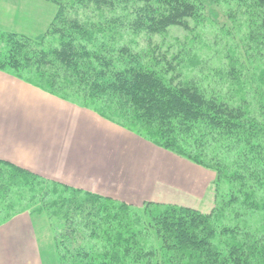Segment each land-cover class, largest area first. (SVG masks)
I'll list each match as a JSON object with an SVG mask.
<instances>
[{"label":"trees","instance_id":"trees-1","mask_svg":"<svg viewBox=\"0 0 264 264\" xmlns=\"http://www.w3.org/2000/svg\"><path fill=\"white\" fill-rule=\"evenodd\" d=\"M41 1L56 8L44 34L0 31V71L94 106L100 117L213 172L219 202L210 213L135 206L0 160V209H11L18 192L28 196L25 210L59 221L53 246L60 264H264V218L252 229L218 226L230 208L235 216L264 211V106L252 112L243 96L234 100L243 91L240 67L230 62L204 85L185 77L178 54L169 59L153 49L144 62L122 41L125 32L189 31L206 0ZM225 1L245 6L249 50L264 60V0Z\"/></svg>","mask_w":264,"mask_h":264},{"label":"rangeland","instance_id":"rangeland-1","mask_svg":"<svg viewBox=\"0 0 264 264\" xmlns=\"http://www.w3.org/2000/svg\"><path fill=\"white\" fill-rule=\"evenodd\" d=\"M214 2L215 3H212V1L206 0L200 4L197 18H195L196 20L193 19L188 21L190 25L189 31H185L179 27H170L166 32L160 35L150 36L144 33L135 36L130 32H125L122 41L129 44L135 53L140 54L144 58V62H146L145 57L148 58L149 52L153 49L154 55L167 52L169 59L172 55L178 54L182 63V73L185 77H191L197 81L201 80V83L204 85L211 83L213 76L218 71H226L230 62L235 63V65L241 69L243 91L234 95V100L238 101L239 98L243 96L245 101L249 104L251 111L256 112L260 105L264 106V60H262L260 55H256L257 52L255 50H249L251 45L249 46V38L247 36V10L243 5H236L234 3L228 4L225 0H216ZM55 11L56 8L54 5L41 0H0V31L3 33L16 32L31 37L42 35L48 29ZM104 15H107V12H105ZM93 19L95 18L93 17L92 20ZM158 68H160V65H158ZM2 73L16 78L9 72ZM20 81L24 82L23 80ZM224 90L227 92L226 86ZM66 102L100 117V115L93 110L94 106L93 109H91L89 107L80 106V103L75 100H73V102ZM83 121L85 124H90L91 133L98 126L93 124L92 120L88 121L86 117L83 118ZM110 123L120 127L113 122ZM120 128L139 138L141 141L150 144L148 146L152 148V150L140 143L141 146L137 148L138 157L134 165L135 167L130 172L133 174L132 176L121 171L124 176H111L109 179L98 177L100 172L103 173L104 170L109 167L99 162H97L98 167H95L93 163L96 159L91 158V162L88 166L92 168L93 171H90V173L94 172V175L87 177L86 180L83 181L87 183L85 187L77 189L91 193L95 191V194L98 192V195L108 192L115 194V196L119 198L124 197L127 200L132 198L129 200L132 202L138 201L135 197L139 199L143 197L146 202L160 206H180L177 202L168 201H183L180 200L182 196L172 192L171 188L165 189L160 186H163V183H165L169 187L181 188L182 186L186 188L185 186L188 185L187 182L189 178L192 181L196 180L194 184H191H193L196 190H200L204 193L203 199H205L204 202L207 203H203L205 206H203L202 209L194 207L187 208L197 211L200 210L202 213H210L212 211L218 201L215 186L213 184L215 180V174L213 172L173 153L158 148L122 127ZM106 131L113 132L109 129L105 130L106 135L108 137L110 136V140L116 142L117 151L128 150L129 142L125 136H120L116 132L110 135ZM92 135L89 137V140L94 142V135ZM64 153L63 159L67 161L70 157V154L67 153L70 152L65 151ZM109 153L113 154V151L111 149L107 150L106 157H108ZM50 161L51 159H49V162ZM69 165L70 167H75L73 163H69ZM76 167H78V165H76ZM185 171H190L194 175H186ZM44 172L45 175L50 178L39 174L37 175L46 180L55 179L50 176L51 171H49L48 168H46ZM142 175L147 176V180L145 181V179H143L145 182L141 181L142 183L137 181L136 183H139V185L134 186L132 182L136 181V177ZM185 175L186 181L182 179ZM198 179H200V182H198ZM157 182L159 183L156 188L161 191L156 189L154 196L150 190L152 184H156ZM147 190L148 192L146 194ZM228 190V186L222 185L220 188V195L226 196ZM27 198L28 196L16 192L9 199L11 209H8L6 206L0 209L3 211L0 213V230L19 217H25L24 222L21 221L19 223L20 225L17 224L12 229H4V234L2 235L4 245L2 246L0 244V264H26V262L32 264V261L28 260V258L21 259L23 247L31 248V252L37 258L39 264H60L53 246V238L58 231L60 223L53 218H48L47 220L44 215L32 213L31 209L25 210L27 207L25 206L23 208V206L27 203ZM235 209L236 208H230L225 212L223 216L224 219L220 217L218 226H222L223 224L229 226L237 224L240 227H249L252 229L256 226L263 225L264 217L262 216L264 215V211L245 212L240 210L239 214L235 216L232 215ZM27 222H30V229ZM18 252L20 253L19 257ZM25 253L29 257L28 249H25Z\"/></svg>","mask_w":264,"mask_h":264},{"label":"crops","instance_id":"crops-1","mask_svg":"<svg viewBox=\"0 0 264 264\" xmlns=\"http://www.w3.org/2000/svg\"><path fill=\"white\" fill-rule=\"evenodd\" d=\"M85 117L88 121L92 120L93 124L98 125L92 132L94 142L89 140V137L92 135L91 127L90 124L84 123L83 118ZM104 129H109L113 133L116 132L120 136H125L129 142L128 150L117 151L116 142L110 140V136L106 135ZM106 132L110 135L113 134L108 131ZM140 143L149 148L148 145L150 144L141 141L139 138L123 131L120 127L103 118L0 72L1 160L50 178L44 172L48 168L51 171L50 176L55 178L53 180L71 187L83 188L87 185L83 181L87 177L94 175V172L90 173L93 170L88 166L91 158L96 159L93 163L95 167H98L97 162L109 167L103 173L100 172L98 177L109 179L111 176H124L121 171L132 176L133 174L130 172L135 167L134 165L138 157L137 148L141 146ZM109 149L113 151V154L109 153L108 157H106V151ZM149 149L152 150V148ZM65 151L70 152L67 153L70 154L67 161L63 159ZM49 159H51L50 162ZM69 163H73L75 167H70ZM185 174L194 175L190 171H185ZM186 175L182 177L185 181ZM136 178V181L132 182L134 186L139 185V183H136L137 181L142 183L143 179L147 180V176L144 175ZM198 180L200 182V179ZM195 181L188 178L186 188L182 186L181 188L169 187L165 183L160 187L165 189L171 188L172 192L182 196L180 200L183 201L171 200L168 202H177L180 206L202 209L205 206L203 203L207 202H204V193L194 188L193 184ZM158 183L152 184L150 191L153 195L155 190L158 189L156 188ZM92 192L95 193V191ZM147 192L148 190L146 194ZM100 195L135 206H139L142 202H145L143 197L140 196V199L133 196L138 201L132 202L129 201L132 198L127 200L124 197L119 198L115 194L108 192L101 193ZM24 218L19 217L9 225L1 228L0 244L2 246L4 245L2 241L4 229L14 228L21 221L24 222ZM27 223L30 229V222ZM22 249L23 254L21 259L28 258V260L32 261V264H39L30 247H23ZM25 249H28L29 257L25 253ZM19 256L20 253L18 252ZM26 264L31 263L26 262Z\"/></svg>","mask_w":264,"mask_h":264}]
</instances>
